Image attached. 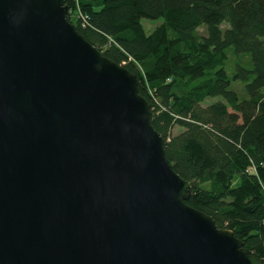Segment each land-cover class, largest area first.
Here are the masks:
<instances>
[{
  "label": "water",
  "instance_id": "1",
  "mask_svg": "<svg viewBox=\"0 0 264 264\" xmlns=\"http://www.w3.org/2000/svg\"><path fill=\"white\" fill-rule=\"evenodd\" d=\"M63 0H0V264H263L186 201L136 77Z\"/></svg>",
  "mask_w": 264,
  "mask_h": 264
},
{
  "label": "trees",
  "instance_id": "2",
  "mask_svg": "<svg viewBox=\"0 0 264 264\" xmlns=\"http://www.w3.org/2000/svg\"><path fill=\"white\" fill-rule=\"evenodd\" d=\"M63 1L75 30L136 77L171 166L192 187L186 204L264 264V0ZM143 19L163 22L146 33ZM229 48L249 58L231 75Z\"/></svg>",
  "mask_w": 264,
  "mask_h": 264
},
{
  "label": "rangeland",
  "instance_id": "3",
  "mask_svg": "<svg viewBox=\"0 0 264 264\" xmlns=\"http://www.w3.org/2000/svg\"><path fill=\"white\" fill-rule=\"evenodd\" d=\"M78 16H79V11H78ZM162 22H163L162 19L152 20V21L143 19V20H141V25H142V27H144L146 33H150V32H152L153 29L158 27ZM222 27L225 28L226 25H223ZM199 33L203 35L204 34V29L200 28L199 29ZM228 55H229V62L227 64V68H226L228 75H231L232 72L234 71V69H235L234 65L235 64H240L241 65V64H243L242 62L244 60H247V62L249 61V58L241 57L240 59H238V58L234 57V55L232 54V49L231 48H229V50H228ZM247 67H250V66H247ZM230 88L234 89L238 93L239 98L244 97L245 92H244V87H243L242 83L237 82V81L236 82H231V87ZM216 100H220V99L219 98L208 99L207 103H210L211 101H216ZM179 130L180 129H178V128H174L173 134H177V132H179Z\"/></svg>",
  "mask_w": 264,
  "mask_h": 264
},
{
  "label": "built area",
  "instance_id": "4",
  "mask_svg": "<svg viewBox=\"0 0 264 264\" xmlns=\"http://www.w3.org/2000/svg\"><path fill=\"white\" fill-rule=\"evenodd\" d=\"M79 18L82 19L83 23L84 22H87V18H85L84 16H82V14L80 12H79ZM246 172L249 173V174H255L256 175V173H255V166L254 165L249 166L247 168Z\"/></svg>",
  "mask_w": 264,
  "mask_h": 264
}]
</instances>
